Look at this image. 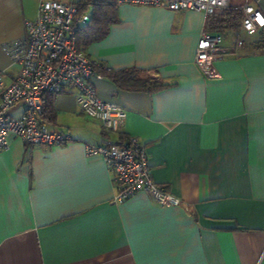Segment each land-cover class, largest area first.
<instances>
[{"label":"crops","instance_id":"crops-1","mask_svg":"<svg viewBox=\"0 0 264 264\" xmlns=\"http://www.w3.org/2000/svg\"><path fill=\"white\" fill-rule=\"evenodd\" d=\"M116 5V22L82 51L163 86L134 90L93 78L101 100L126 110L116 131L85 116L70 90L44 96L47 129L70 139L27 146L8 137L0 153V264H264V27L250 36L236 30L232 44L221 40L226 52L207 77L194 63L199 35L210 30L204 12ZM259 7L264 14V0ZM36 13V0H0L5 84L19 67L3 46L20 39ZM126 136L145 145L154 181L180 204L143 193L112 202V176L85 146Z\"/></svg>","mask_w":264,"mask_h":264},{"label":"built area","instance_id":"built-area-1","mask_svg":"<svg viewBox=\"0 0 264 264\" xmlns=\"http://www.w3.org/2000/svg\"><path fill=\"white\" fill-rule=\"evenodd\" d=\"M33 21L26 20L20 39L3 46L18 74L9 83L0 72V153L9 148L8 137L19 138L27 146H59L69 136L47 129L44 96L72 91L80 111L98 120L106 131L120 129L126 110L101 100L92 79H101L96 63L78 48L77 32L90 23V13L80 12L77 0H37ZM116 4L155 6L170 11L198 10L210 17L236 6L242 12L239 29L254 35L264 27L259 0H113ZM242 45V41H237ZM226 52L221 35L203 29L196 45L194 63L207 77L216 76L214 62ZM21 110L18 116L13 112ZM87 155H100L115 187L113 203H122L138 193L160 205H178L179 198L157 184L151 173L145 145L135 136L120 142L86 145Z\"/></svg>","mask_w":264,"mask_h":264},{"label":"trees","instance_id":"trees-1","mask_svg":"<svg viewBox=\"0 0 264 264\" xmlns=\"http://www.w3.org/2000/svg\"><path fill=\"white\" fill-rule=\"evenodd\" d=\"M77 4L80 12H90L89 25L79 29L77 32V45L79 49L83 50L90 43L103 38L110 24L116 22L117 5L113 0H78ZM241 16L242 12L236 6L216 12L209 18L210 30L219 34L224 30H238ZM256 44H261V41H257ZM95 70L101 76H108L121 86L133 88L134 90H151L163 86L157 85L152 79H138L134 70L118 73L100 64L96 65Z\"/></svg>","mask_w":264,"mask_h":264},{"label":"rangeland","instance_id":"rangeland-1","mask_svg":"<svg viewBox=\"0 0 264 264\" xmlns=\"http://www.w3.org/2000/svg\"><path fill=\"white\" fill-rule=\"evenodd\" d=\"M78 1V0H77ZM37 4L38 1L36 0ZM237 31H228V30H224L221 32V40L224 42H228L230 44L235 43L236 42V37H237ZM243 34V32L241 33Z\"/></svg>","mask_w":264,"mask_h":264}]
</instances>
